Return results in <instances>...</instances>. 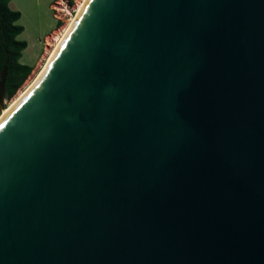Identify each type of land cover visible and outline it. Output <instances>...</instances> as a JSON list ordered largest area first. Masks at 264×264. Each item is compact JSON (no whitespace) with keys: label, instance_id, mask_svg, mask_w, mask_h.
I'll return each mask as SVG.
<instances>
[{"label":"water","instance_id":"obj_1","mask_svg":"<svg viewBox=\"0 0 264 264\" xmlns=\"http://www.w3.org/2000/svg\"><path fill=\"white\" fill-rule=\"evenodd\" d=\"M66 34L0 121V264H264V0H87Z\"/></svg>","mask_w":264,"mask_h":264},{"label":"rangeland","instance_id":"obj_2","mask_svg":"<svg viewBox=\"0 0 264 264\" xmlns=\"http://www.w3.org/2000/svg\"><path fill=\"white\" fill-rule=\"evenodd\" d=\"M81 1L12 0L11 8L22 14L18 24L25 28L18 39L28 43L19 62L33 67L32 73L15 94L30 86L42 72L54 49L55 33L62 30L70 20L76 17V7ZM12 98L5 99V107ZM2 112L1 109L0 115Z\"/></svg>","mask_w":264,"mask_h":264},{"label":"trees","instance_id":"obj_3","mask_svg":"<svg viewBox=\"0 0 264 264\" xmlns=\"http://www.w3.org/2000/svg\"><path fill=\"white\" fill-rule=\"evenodd\" d=\"M11 2L12 0H0V81L1 72L8 61L6 99L15 95L33 70V67L19 62L28 43L18 39L25 28L18 24L22 14L10 7Z\"/></svg>","mask_w":264,"mask_h":264},{"label":"bare ground","instance_id":"obj_4","mask_svg":"<svg viewBox=\"0 0 264 264\" xmlns=\"http://www.w3.org/2000/svg\"><path fill=\"white\" fill-rule=\"evenodd\" d=\"M86 2H87V0H82L78 4V6L76 7V11H77L76 17H74L72 20H70L62 30H59L57 33H55V40L56 41H55L54 49L52 51V54H51L50 58L48 59L47 64L43 68L42 72L38 75L36 80H34V82L30 84V86L26 87L24 90L20 91L18 94H15V96L12 98V100L10 101L8 106L3 110L2 114L0 115V121L11 111L12 108L15 107V104L17 105L22 100V98L27 94V92L30 90V88L40 78V76L42 75V73L46 69L47 65L49 64V62L53 58L54 54L56 53L58 47L60 46V44L62 43V41L66 37V35H67L66 33H68V31L70 30V28L72 27V25L74 24L76 19L79 17V15L82 12Z\"/></svg>","mask_w":264,"mask_h":264},{"label":"crops","instance_id":"obj_5","mask_svg":"<svg viewBox=\"0 0 264 264\" xmlns=\"http://www.w3.org/2000/svg\"><path fill=\"white\" fill-rule=\"evenodd\" d=\"M11 4V3H10ZM11 7V6H10ZM14 10V9H13Z\"/></svg>","mask_w":264,"mask_h":264}]
</instances>
